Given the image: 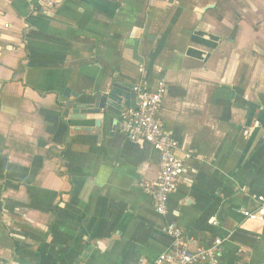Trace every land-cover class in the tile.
<instances>
[{
    "label": "crops",
    "instance_id": "obj_1",
    "mask_svg": "<svg viewBox=\"0 0 264 264\" xmlns=\"http://www.w3.org/2000/svg\"><path fill=\"white\" fill-rule=\"evenodd\" d=\"M114 81L165 84L159 123L189 155L166 218L141 187L158 155L121 112L65 111ZM263 121L264 0H0V264H153L166 223L191 251L221 240L215 264H264V223L242 217Z\"/></svg>",
    "mask_w": 264,
    "mask_h": 264
},
{
    "label": "built area",
    "instance_id": "obj_2",
    "mask_svg": "<svg viewBox=\"0 0 264 264\" xmlns=\"http://www.w3.org/2000/svg\"><path fill=\"white\" fill-rule=\"evenodd\" d=\"M8 50L11 48L7 47ZM134 92L139 103L133 109L120 113L118 129L132 141L147 143L158 155V174L154 181L141 184L143 191L151 198L155 213L168 216V199L173 194L186 172L184 160L176 156V142L162 129L158 115L166 94L164 82H159L155 91L149 92L142 85H136ZM251 128L261 130L264 135V121L254 122ZM256 207L242 212L249 222L264 223V196L255 198ZM215 224V223H214ZM163 232L171 240L170 250L162 254L153 264H215L219 256L221 240H215L208 249H188L182 230L174 223H166Z\"/></svg>",
    "mask_w": 264,
    "mask_h": 264
},
{
    "label": "water",
    "instance_id": "obj_3",
    "mask_svg": "<svg viewBox=\"0 0 264 264\" xmlns=\"http://www.w3.org/2000/svg\"><path fill=\"white\" fill-rule=\"evenodd\" d=\"M64 98L67 100L64 104L65 111L71 113L72 119L83 121H86L88 116H107L111 113V110L122 112L133 109L135 108L134 103H139L134 87L120 81H114L107 90L101 93L92 95L65 93ZM96 124H98V121H96Z\"/></svg>",
    "mask_w": 264,
    "mask_h": 264
}]
</instances>
